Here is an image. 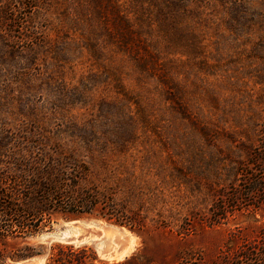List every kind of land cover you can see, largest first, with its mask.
Returning a JSON list of instances; mask_svg holds the SVG:
<instances>
[{"label": "rangeland", "instance_id": "374dc122", "mask_svg": "<svg viewBox=\"0 0 264 264\" xmlns=\"http://www.w3.org/2000/svg\"><path fill=\"white\" fill-rule=\"evenodd\" d=\"M9 1L24 10L27 25L46 33L51 41L63 38L78 42L81 52L73 66H65L67 80L78 88L69 110H60L54 102L46 103L43 89L32 97L39 110L37 119L19 116V89L13 86L11 114L6 122L13 127L28 125V129L37 125L43 132L54 133V141L64 148L67 139L63 131L68 122L95 126V131H89L97 132L101 140L93 148L105 152L100 142L107 140L106 152L112 157L110 171L122 179L121 198L126 199V208L142 225L131 230L95 217L63 219L57 215L50 231L27 241L46 246L52 242L85 245L100 259L109 261L137 255L142 261L174 264L185 253L201 255L210 261L250 244L258 246L263 257L264 165L257 164L254 158L264 155V25L256 18L264 13V0H245L252 18L239 28L236 36L227 35L223 26L220 35L216 27L220 19L217 9H227L232 4L229 1L0 0V3ZM173 3L185 9L201 7L211 32L201 56L174 54L170 66V74L182 80L185 87L182 97L187 103L186 116L178 112L176 101L167 100L163 85H159L160 90L151 89L157 101L148 116H139L137 105L130 103L123 116L120 111L108 116L105 104L123 99L116 93L113 79L105 75L96 53L90 51V39L98 37L103 45V36L96 34V29L104 26L97 15L99 7L109 5L111 22L112 15L125 7L138 13V7L155 9ZM133 12L130 16L137 20L139 16ZM3 26L0 22V29ZM159 72L156 69L153 75L158 78ZM86 77L95 81L87 88L78 82ZM126 77L122 74L124 85H134L133 79ZM105 116L108 127L97 124ZM32 121L37 124L29 126ZM201 122L211 124L209 135L203 132ZM250 175L259 184L248 180ZM255 183L260 192L246 196V201L241 199L236 207L228 208L223 218L217 219L213 208L221 196L227 199L245 194ZM16 264H45V259L39 256Z\"/></svg>", "mask_w": 264, "mask_h": 264}, {"label": "trees", "instance_id": "16d2710c", "mask_svg": "<svg viewBox=\"0 0 264 264\" xmlns=\"http://www.w3.org/2000/svg\"><path fill=\"white\" fill-rule=\"evenodd\" d=\"M217 1L232 3L227 9H217L220 18L216 23L217 31L222 35L223 26L227 35H238L239 28L252 18L246 1ZM99 8L101 11L98 10L97 15L104 26L96 29V34L103 36V45L98 37L90 39V51L96 53L105 75L113 79V87L123 99L105 104L108 116L116 114L115 111H120L123 116L129 108L127 103L137 105L139 116H148L157 101L151 89L160 90L159 85L164 86L167 100L176 101L178 112L186 116L187 103L182 97L185 87L182 80L170 74V66H173L174 54L188 58L203 54L211 36L202 17L203 9H185L173 3L158 5L155 9L138 7V13H135L131 7H125L124 11L114 13L110 22L109 5ZM132 12L139 16L137 20L130 16ZM23 15L24 10L13 1L0 3V22L4 25L0 29V264L39 256L44 257L45 264H162L142 261L137 255L109 261L100 259L85 245L52 242L46 246L27 241L43 231H50L57 215L63 219L95 217L131 230L142 225L126 208V199L121 198L122 179L110 171L112 157L109 151L106 152L107 140L100 142L105 152H96L93 148L101 140L97 132L89 131H95V126L68 122L63 131L67 139L64 148L54 141V133L43 132L37 125L31 126L37 124L34 121L29 125L30 129L28 125L13 127L6 122L7 115L11 114L13 86L19 89L21 110L17 109V114L31 120L37 119L39 113L32 100L35 94L44 89L46 103L54 102L60 110H69L78 89L67 80L65 66L74 65L81 52L79 43L63 38L51 41L46 33L27 25ZM256 18L264 25V13L257 14ZM156 69L160 71L158 78L153 75ZM122 74L127 79L131 77L134 85H124ZM37 79L42 81L39 85ZM78 82L87 88L95 81L86 77ZM106 119L107 116L97 124L108 127ZM200 124L205 135H209L211 124ZM254 159L257 164L264 165V155ZM248 180L259 184L254 175L248 176ZM257 184L245 194L227 199L221 196L213 208L217 219L223 218L228 208L236 207L241 199L246 201V196L260 192ZM259 249L250 244L210 261L201 255L185 253L174 264H264ZM261 249L264 250V245Z\"/></svg>", "mask_w": 264, "mask_h": 264}, {"label": "water", "instance_id": "95a60500", "mask_svg": "<svg viewBox=\"0 0 264 264\" xmlns=\"http://www.w3.org/2000/svg\"><path fill=\"white\" fill-rule=\"evenodd\" d=\"M32 259H34V258H30V259L23 260V261H28V260H32ZM18 262H22V261H10L9 264H16V263H18Z\"/></svg>", "mask_w": 264, "mask_h": 264}]
</instances>
